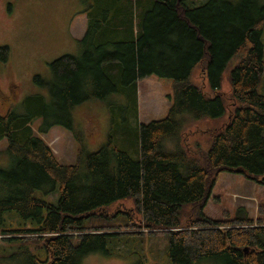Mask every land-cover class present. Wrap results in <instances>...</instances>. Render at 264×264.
I'll return each mask as SVG.
<instances>
[{
	"label": "trees",
	"instance_id": "16d2710c",
	"mask_svg": "<svg viewBox=\"0 0 264 264\" xmlns=\"http://www.w3.org/2000/svg\"><path fill=\"white\" fill-rule=\"evenodd\" d=\"M193 1L95 0L78 40L81 52L50 62L49 81L35 76L47 91L27 97L24 113L14 104L0 114V142L6 141L0 151V264H83L90 252L119 254L109 242L117 249L130 244L131 235L144 232L136 228L165 232L172 264L208 258L264 264V205L256 220L216 221L202 212L222 171L264 185V0ZM236 57L229 99L220 89ZM0 60H10L8 45L0 46ZM201 63L210 95L192 80ZM153 74L172 78L173 95L165 118L144 123L138 120V80ZM116 95L124 104L112 101L108 144L90 151L75 122L82 111L75 109ZM123 111L127 117L119 122ZM225 118L209 128L207 150L183 136L189 119ZM54 126L74 134L76 162H60L42 137ZM127 199L142 216V228L127 218L92 226Z\"/></svg>",
	"mask_w": 264,
	"mask_h": 264
},
{
	"label": "rangeland",
	"instance_id": "374dc122",
	"mask_svg": "<svg viewBox=\"0 0 264 264\" xmlns=\"http://www.w3.org/2000/svg\"><path fill=\"white\" fill-rule=\"evenodd\" d=\"M202 1L204 0L193 2L199 4ZM94 3L95 0H0V46L10 47V60L8 62L0 60V114H5L14 104L20 113H24L23 103L27 97L47 91L46 85L35 82V76H41L44 83L49 81L52 78L50 62L63 54L81 52L78 40L86 32L88 27L86 11ZM237 60L236 57L229 63L220 89L221 93L229 99L232 92L231 70ZM192 80L202 86L201 88L207 94H212V86L205 72V63L199 64L194 69ZM10 85L15 86L14 93L9 92L12 89ZM259 91L264 93L263 81ZM172 95V78L153 74L139 79L138 120L147 123L165 118ZM112 101L124 104L123 98L116 95L108 101L90 99L89 102L75 109H78V112L82 111L75 114L77 120L75 122L82 125L86 134L84 135L83 132L82 140L90 151H96L108 144L116 115L110 110L114 105ZM126 117L127 113L123 111L119 122H124ZM129 120L134 123L133 117H129ZM226 120L227 118L195 122L189 119L183 136L190 143L200 144L204 150H207L211 142L209 128L220 126ZM39 123L40 121L37 120L33 125L36 132H38ZM76 129L78 130L77 126ZM79 129L82 130L81 127ZM41 135L52 147L60 162L66 164L76 162L78 144L70 130L62 126H54L49 133ZM5 145L6 141L0 142V151L5 148ZM170 145L172 147V144ZM2 156L0 154V162H5ZM40 195L51 200L44 190L40 191ZM56 195L57 193L54 192L51 196L56 197ZM260 205H264V185L241 173L222 171L209 187V195L202 212L216 221H229L237 216L256 220ZM185 208L187 214L190 213L191 205ZM135 209L136 205L132 200L117 202L111 207L109 213L95 219L92 226L103 225L105 221L109 224H125L124 219L127 218L128 223H132V227L142 228L144 221L142 216L133 213ZM119 211H125L128 215ZM133 231L144 232L131 235L130 244L121 243L119 249L114 241L109 242L108 248L114 252H120L119 254L108 255L99 250L90 252L83 257V264H172L169 256V237L165 232H150L144 228H136ZM74 242L79 243L78 239ZM196 264L220 263L208 258Z\"/></svg>",
	"mask_w": 264,
	"mask_h": 264
},
{
	"label": "flooded vegetation",
	"instance_id": "af4514ba",
	"mask_svg": "<svg viewBox=\"0 0 264 264\" xmlns=\"http://www.w3.org/2000/svg\"><path fill=\"white\" fill-rule=\"evenodd\" d=\"M6 6H7V5H6ZM10 87H12V89H10L9 92L14 93V88H15V86H14V85H13V86L10 85Z\"/></svg>",
	"mask_w": 264,
	"mask_h": 264
}]
</instances>
